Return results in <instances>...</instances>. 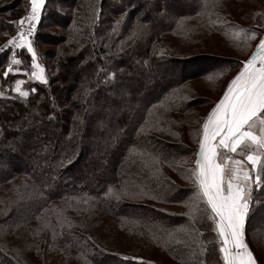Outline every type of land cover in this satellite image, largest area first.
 I'll list each match as a JSON object with an SVG mask.
<instances>
[{"label":"trees","instance_id":"obj_1","mask_svg":"<svg viewBox=\"0 0 264 264\" xmlns=\"http://www.w3.org/2000/svg\"><path fill=\"white\" fill-rule=\"evenodd\" d=\"M186 2L46 0L44 83L31 53L6 48L29 0H0V264H223L192 176L191 117L212 104L196 84L238 74L264 0ZM252 198L245 241L264 264V188Z\"/></svg>","mask_w":264,"mask_h":264},{"label":"snow or ice","instance_id":"obj_2","mask_svg":"<svg viewBox=\"0 0 264 264\" xmlns=\"http://www.w3.org/2000/svg\"><path fill=\"white\" fill-rule=\"evenodd\" d=\"M45 3L46 0H29L27 15L14 22L19 25L27 22V27L17 33L18 40L13 37L7 44L17 48L26 46L31 53L32 68L39 69L31 76L47 83L29 39L37 28ZM256 35L251 33L252 38ZM19 63L13 60V64ZM12 72L13 68L9 67L3 75L7 78ZM13 90L23 98L29 95L19 86ZM221 150L245 155L251 168L245 166L244 160L233 159ZM195 165L192 176L197 185V199L210 210L209 219L214 221V231L220 239L218 250L223 264H257L245 241V227L251 205L255 203L253 185L256 190L264 188V38H260L256 50L243 62L240 72L204 120ZM114 195L119 199L118 193Z\"/></svg>","mask_w":264,"mask_h":264},{"label":"rangeland","instance_id":"obj_3","mask_svg":"<svg viewBox=\"0 0 264 264\" xmlns=\"http://www.w3.org/2000/svg\"><path fill=\"white\" fill-rule=\"evenodd\" d=\"M179 2V3H178ZM167 3H168V5L170 4V8H171V10H172V12H174L175 11V6H176V4H177V7H179V6H183V7H188L189 8V6H188V2H186V0H167ZM143 4H145V2L143 3ZM45 7V6H44ZM146 8H149V9H153L154 8V4L153 3H148L146 6H145ZM178 9V8H177ZM43 10H44V8L42 9V13H43ZM172 14V13H171ZM154 20H156V19H158V20H161V21H163L164 19L163 18H161V17H157L156 18V16L153 18ZM38 25H39V22H38V24H37V28L34 30V32H33V35L31 36V37H29V39H31V41H32V43H33V46H34V40H36V37H37V31H38ZM49 24L48 23H44V25L42 26V29H41V31H39V32H42L43 30H44V28L46 27V26H48ZM27 27V22L24 24V25H20V28H19V30L10 38V39H12L13 37H17V40L19 39V37L17 36V33L21 30V28H26ZM50 33V31H46L45 33ZM261 38H264V31H263V35H262V37ZM259 43V42H258ZM257 45V44H256ZM256 45H254V46H251V47H253V48H251V47H248V48H246V50H249L247 53H246V55L243 57V58H240L241 56H239V58H240V60H243V61H246L250 56H251V54H252V52H254L255 50H256ZM6 48L9 50H11V49H13V50H15V49H17V47H15V46H13V45H8V44H6ZM21 49H26L27 50V47L25 46V47H23V48H21ZM5 50V49H4ZM3 50V51H4ZM49 50V49H48ZM52 50V49H51ZM195 64H197L196 66H198V67H200V66H202V65H204V63H197V62H195L194 64H192V65H189V66H193V65H195ZM243 67V66H242ZM241 67V68H242ZM241 70V69H240ZM35 71H37V72H39V69H36ZM33 72V71H32ZM31 72V73H32ZM31 73H30V77H32L31 76ZM236 75L235 74H233V73H230V74H228V75H224V76H222L221 78H219V79H217L216 81H210V83L209 84H211L212 85V87L211 88H208L206 85H202L201 83H197L196 85H197V88H201L205 93L203 94V95H207L208 97H209V100H208V102H211L212 101V104L211 103H208V105L210 106V108L207 106L206 107V109H204V111L202 110V113H199L200 111H199V109L196 111V114L195 115H192V121L193 122H198V124L201 126V129H202V125H203V122H204V120L206 119V117H207V115H208V113L211 111V109L216 105V103H218V101L221 99V97L223 96V93H224V91L226 90V88H227V85L229 84V82L235 77ZM195 85V86H196ZM215 85V86H214ZM209 87H210V85H209ZM216 87H218V88H216ZM66 88H68V86H66ZM197 88H195V90H196V92H197ZM188 98H196V100H198V101H206V100H204V98H202V97H200V96H198L197 95V93H191V94H188V96H187ZM117 98V101L118 102H120V101H124V100H126V98L124 97V96H122V95H120V97H116ZM195 100V101H196ZM203 108H205V107H203ZM202 108V109H203ZM208 109V110H207ZM199 111V112H198ZM191 114V113H190ZM192 114H193V112H192ZM195 116V117H194ZM199 128L200 127H196L195 128V130H199ZM194 129V127L192 126V130ZM194 130V131H195ZM221 152H222V154H225V155H227V156H231L233 159H240V160H244L243 158H241L239 155H236V154H233V153H227V152H225L224 150H221ZM245 162V161H244ZM229 163H231V161H229ZM245 166L246 167H248L247 166V164H246V162H245ZM249 168V167H248ZM262 226H264V224L262 225Z\"/></svg>","mask_w":264,"mask_h":264},{"label":"water","instance_id":"obj_4","mask_svg":"<svg viewBox=\"0 0 264 264\" xmlns=\"http://www.w3.org/2000/svg\"><path fill=\"white\" fill-rule=\"evenodd\" d=\"M239 72H240V71H239ZM239 72H238V73H239Z\"/></svg>","mask_w":264,"mask_h":264}]
</instances>
